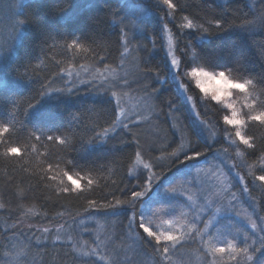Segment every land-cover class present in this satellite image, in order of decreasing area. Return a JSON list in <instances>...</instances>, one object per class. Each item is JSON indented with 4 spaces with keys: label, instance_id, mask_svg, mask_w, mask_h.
Here are the masks:
<instances>
[{
    "label": "rangeland",
    "instance_id": "374dc122",
    "mask_svg": "<svg viewBox=\"0 0 264 264\" xmlns=\"http://www.w3.org/2000/svg\"><path fill=\"white\" fill-rule=\"evenodd\" d=\"M28 1L30 0H24V4ZM254 1L260 3V0ZM130 3L143 7L144 24L135 32L125 29L129 33L130 41L127 51L123 46L119 65L112 69L107 68L108 72H105V75L108 76V80L104 82V87L98 88V80L94 83H80L81 80H91L97 71L95 69L81 68L69 72L76 82L74 90H85L92 99L108 97L114 104L119 98L120 107L125 110L126 115L120 116V107L115 105L117 119L109 137L113 136V132H124L133 135V139H139L140 157H136L130 170V177L137 182L136 177L145 171L144 163L150 162V158L163 157L159 160L160 166L155 167L153 171L157 177L162 178L164 187L154 188L148 197L143 198L149 201L148 204L138 202L135 205L136 220L134 221H131L130 211L118 216L92 211L82 216L64 215L55 220L40 219L35 213L32 214L33 212L23 214L13 224L12 237L6 247L9 257L4 258V261L11 260L13 264H43L42 255L49 251V257H53L54 264H60L61 261L63 264H89L96 258L89 257L85 253L90 252L99 243L100 252L105 255L103 264H111L116 253L120 254L122 264L129 262L131 264H236L228 252L217 253L213 257L208 251L209 247H226L229 242H235L238 247H242L238 240H233L239 230L248 233L252 239L257 235L264 236V232L260 231V228L264 227V209H261V206H264V197L259 193L260 182L255 181L252 184V174L260 173L264 160L249 164L244 155H238L237 151L223 140L215 142L216 134L223 124L221 119L218 121L211 114L210 103L217 102L205 97L198 89H194V84L183 77L180 79L187 88L179 90L176 81L170 75L171 57L166 55L168 36H172L174 45H179L180 42L169 25L170 17L165 20L170 31H162L161 20L165 14L149 7L153 0H130ZM18 18L15 0H0V44L11 43L13 27ZM18 45L19 43L16 46ZM175 55L180 58L178 50L175 51ZM1 61L2 59L0 63ZM154 62L158 64L156 70L151 68ZM125 77L131 87L121 88L111 83L112 80L119 83L120 79ZM66 78H68L67 74ZM3 84L4 80L1 79L0 87ZM168 88L174 91L175 102L160 98L165 95ZM112 92L116 93L115 97H112ZM152 93H155V96ZM186 96L192 99L187 100ZM245 101L246 97L243 93L239 91L233 93L232 102L236 104L238 110ZM169 103L175 111L168 108ZM227 112L230 114V110ZM118 121L128 123L129 129L121 128ZM200 121L207 125L202 135L207 137L208 143L214 144V147H207L209 162L205 163L201 158L200 166L193 168L191 162H187L186 166L181 163L183 157L174 160L170 154L178 149L180 143L187 148L189 141H195L194 138L203 144L201 136L197 135L203 127ZM226 126L224 125L231 130V126ZM209 128L212 131H208ZM161 143L165 144L163 148H155ZM242 146L241 144V151H243ZM153 147L156 151H150ZM221 160L224 164H221ZM233 165L234 168L231 167ZM236 173H239V176ZM220 178H226L225 182L222 183ZM245 185L248 188L246 192L243 191ZM169 186L175 187L178 192L184 194L182 198L172 201L175 211L171 214H168L169 205L165 202L171 198L166 192ZM188 197H191V200ZM229 200L233 201V206L227 213H223V208L227 206ZM208 201L212 203L208 204ZM216 208H221L222 214L214 218L212 214ZM142 211L145 213V225L152 227L153 230H169L168 220L174 222V230L179 232L183 229L188 241L184 244V246L187 244L186 249L172 250L165 257L154 252L149 245L142 247L139 243L142 230L138 227ZM198 214L199 222L195 219ZM249 218L258 225L256 230L251 228ZM208 219H214V222L219 221V223L208 230L210 235L201 237L200 232L204 231V223ZM130 221L133 225L131 230ZM45 228L50 230L46 234L41 231ZM189 229H192L190 233Z\"/></svg>",
    "mask_w": 264,
    "mask_h": 264
},
{
    "label": "trees",
    "instance_id": "16d2710c",
    "mask_svg": "<svg viewBox=\"0 0 264 264\" xmlns=\"http://www.w3.org/2000/svg\"><path fill=\"white\" fill-rule=\"evenodd\" d=\"M54 2L55 0H30L25 5H30L29 11L40 8L41 12L49 13L47 23L57 38L58 46L51 51L45 49L42 52L39 29L30 27L26 39L16 46L18 56L11 57V53H7L5 56L11 59H2L0 63V80H4L3 86L0 87V97L5 98L0 102V116H7L11 129L10 133H0L5 139V143H0V264H5L4 258L9 257L6 247L12 237L13 224L23 214L33 212L36 217L48 220H55L64 215L82 216L92 211L109 214L110 209L94 207L90 200H96L99 205L109 202L114 204L117 199L128 201L130 189L139 183L130 177L131 167L137 157L135 153L139 152L133 135L120 132L109 137L106 142H101L99 138V134L104 129L112 127L117 119L115 104L108 97L92 99L85 90L79 89L74 90L71 97L52 101L54 105H59L55 111L63 112L66 118L55 123L42 120L41 124L46 127L48 134L59 138H63L62 134L67 135L70 130L72 136L68 138L72 140V137H75L71 148L65 150V146L59 145L58 142H48L43 137L36 141L32 137L33 132H36V135L40 133L36 131L35 121L29 114L28 102L35 103L34 98L37 97L41 81H53V87H60L61 76L67 79L66 74L71 70L115 68L119 65L123 52L119 29L108 22L109 7L115 9L121 0H68L72 5L69 11L74 13L68 19H60L57 16L53 8ZM173 2L178 3V9L175 19L170 17L168 21L173 33L179 36L180 50L191 41L206 54H219V63L229 62L227 54L230 51L234 55L242 52L247 58V74L256 77L264 73V28L256 26L247 33L226 31L205 40H201L195 34V29H183L182 34L177 32L180 25L186 24L188 20H192L197 26L204 24L205 27L208 26L206 21L214 22L216 18L221 17L229 21V27L232 24H249L260 15L259 2L253 0H173ZM64 6L67 7V4ZM93 17L103 20L98 29H92L86 24V21ZM93 31L102 37L99 41L102 47H95V51L65 49L64 40L68 39L70 33L79 35ZM85 47L88 48L87 43ZM26 57L34 66V83L20 75L23 71L20 65ZM152 64V69H158V64L155 62ZM9 97H14L19 103V109L15 110L14 116L9 111L7 99ZM245 97L246 101L240 106L242 115L248 111L247 104L252 97L257 100V111L264 110L259 107L264 96L258 91L252 92L251 97L246 95ZM160 98L176 101L171 88H168L165 95ZM210 106L211 114L218 121L222 120L223 114H228L221 104L210 103ZM2 123L3 120H0V124ZM245 133L254 136L257 148L264 150V126L258 122H250ZM194 140L197 144L203 145L197 138ZM7 146L20 147L21 152L5 155ZM164 146L165 144L161 143L155 148ZM244 148L245 146H242L243 150ZM202 150L208 152L206 146ZM260 155V151L254 156L244 154L249 164L263 161L259 159ZM65 161L71 163L66 164ZM64 172H68L74 178L75 174L79 173L94 183L89 188L87 181L81 180L80 183L87 189L85 192L64 193L61 191L62 188L71 187ZM260 174L264 173L260 172L257 175ZM259 186V193L264 197V186L261 184ZM261 209H264V206H261ZM186 246L176 250L186 249ZM42 256L43 264H54L53 257H49V251ZM62 262L60 264H63Z\"/></svg>",
    "mask_w": 264,
    "mask_h": 264
},
{
    "label": "snow or ice",
    "instance_id": "6c2138e0",
    "mask_svg": "<svg viewBox=\"0 0 264 264\" xmlns=\"http://www.w3.org/2000/svg\"><path fill=\"white\" fill-rule=\"evenodd\" d=\"M67 4V7L64 5ZM261 12L256 20L250 22L249 24H232L228 26L229 21L227 19L216 18L213 21H206L207 27L204 24L197 26L193 23L192 20H188L186 24H181L177 29V32L182 34L183 29L196 30V35L201 40L210 38L213 35H220L226 31H240V32H249L256 26L264 28V0H260ZM15 7L19 14V18L15 21L13 27V34L11 37V43L0 44V59H11V57L18 56V49L16 45L22 44L26 39V33L30 27H36L40 32V48L41 51H51L58 46V41L55 35H53L50 26L47 23V17L49 13L47 11L41 12L40 8H37L35 11H29L30 5H25L24 0H15ZM46 7V6H42ZM72 7L68 3V0H55L53 8L57 16L60 19H68L74 13L70 12L69 9ZM149 7L155 8L158 12H163L165 16L162 18V31L168 30L167 23L165 22L166 18L171 17L175 19V13L178 9V3H174L173 0H153V3ZM143 7H137L130 3V0H121L118 6L113 9L109 7L108 16L109 23L114 24L119 29V35L122 37L121 43L123 44L125 50L127 51L129 44V33L125 29H131L133 32L140 29L144 24L143 19ZM103 23V20L98 17L89 18L86 21L92 29H98L99 26ZM63 39V37H61ZM102 37L97 32H90L88 34L81 33L77 35L76 33H70L68 39L64 40V47L68 49H78L81 51H88L91 49L95 51V47H102L99 41ZM179 40V36L177 37ZM88 44V48L85 47V44ZM180 51V58L178 59L175 55V51ZM5 53H11V57H6ZM46 54V53H45ZM166 55L170 56L169 67L170 75L173 80L176 81L177 88L179 90H186L187 85L180 79L183 77L189 83L194 84V89H198L204 94L205 97H210L211 100L216 101L218 104H222L225 112L227 113L230 110V114H223L222 121L223 124L220 125V130L216 134L217 138L216 143L223 140L228 144L229 147H232L237 151L238 155H244L245 153L248 156H254L257 154V151L261 152L259 159L264 160V150H259L255 142V138L252 135H246L245 129L250 122H258L259 125L264 126V110L257 111V100L252 97L250 102L247 104L248 111L243 115L241 111L237 109V106L232 102V96L235 91H239L246 96L251 97V93L258 91L261 96H264V73L259 74L256 77L250 76L246 73L247 58L244 53L233 54L231 51L227 54L229 57L228 63H219V54L210 55L206 54L203 50L199 49V46L193 45L191 41L188 44L184 45V49L180 50L178 44L174 45L173 38L171 35L168 36V49ZM102 59V58H101ZM23 71L20 73L21 77L25 80L33 79L35 75L34 66L30 59L25 58L24 62L20 65ZM114 71V70H113ZM105 72H108V69L105 68L103 72L97 70L93 75L91 80L84 81L81 80L80 83H94L97 80L98 88L104 87V82L108 80V76L105 75ZM111 75V73H109ZM67 79L64 76H61L62 86L53 87V81L40 82V88L37 90V97H35V103L32 101L28 102L29 114L35 121L36 131L39 132V135H36V132L32 133V137L36 141H40L41 137L48 142H58L59 145L65 146V150L73 146V141L75 137H72V140L68 136H72L70 130H68L67 135L62 134L63 138H59L55 135L48 134L46 127L42 126L41 121L45 120L49 123H55L57 121H62L66 118L63 112L57 113L55 109L59 105H54L52 101H60L65 97H71L76 88V82L71 78L72 73H67ZM157 74V79H158ZM111 83L116 84V86L121 88H128L132 85L129 83L128 79L121 78L119 83L112 80ZM112 97L116 96L115 92L111 93ZM155 96V93H152ZM5 98L0 97V102H3ZM8 103L10 105L9 111L12 112L13 116L15 110L19 109V103L14 97H9ZM187 100H191V97H187ZM116 107H120L119 98L115 100ZM259 107L264 109V100L260 101ZM168 108L172 111H175L172 104H168ZM255 113V114H253ZM125 110L120 107V116H125ZM74 118V117H73ZM0 120H3V123L0 124V133H10L11 129L8 126L7 116H0ZM119 125L123 129H129V124L123 121H118ZM203 127L197 135L201 136L203 140V145L197 144L195 141H189L188 147L185 148L183 143L179 144L177 150L171 152V157L174 160H178L181 157L182 164L187 165V162L192 163L193 168H198L199 161L203 158L205 163L209 162V153L202 150L203 147L212 148L214 144H209L207 137L203 136L202 133L204 128L207 125L203 121L199 122ZM224 125L231 126V130L225 128ZM106 128L99 138L101 142H106L109 138L112 128ZM208 131H212L210 128ZM116 135L118 133H112ZM11 137L9 136L8 139ZM136 148H140L139 139H134ZM174 143L176 141H173ZM0 143H5V139L0 136ZM245 146L244 150H240V145ZM150 151H156L153 147ZM226 151V150H225ZM21 152L20 147L16 146H7L5 155L8 154H18ZM135 155L137 158L140 157V152H136ZM215 155V153H213ZM159 158H150V162L143 164V169L136 179L138 181H143V183H137L128 195L130 199L128 201L115 200V203L109 202L108 204L99 205L96 200H90L91 205L97 208L110 209L111 216H118L123 213L131 212L132 217L131 221L136 220L135 205L138 202L148 204L149 201L144 200L143 198L148 197L149 193L153 192L156 187H164L162 183V178L157 177L156 173L153 171L155 167H159ZM66 164L71 163V161H65ZM221 164H224V161L221 160ZM227 167V165H225ZM75 167V165H73ZM234 168L235 166H231ZM83 170V169H82ZM260 172L264 173V166L260 168ZM67 180L70 181L71 187H64L61 189L64 193L76 192L77 194H82L87 189L80 183L81 180H86L87 185L90 188L94 181L88 179L87 176H80L79 173L70 175L68 172L63 173ZM239 176V173H236ZM253 175V182L259 181L261 186H264V174ZM55 179V177H53ZM221 182L224 183L226 178H220ZM140 189V190H137ZM243 191H248L247 185L244 186ZM166 192L170 194V199L165 201L169 205V213L175 211V205L172 203L173 200H178L183 197V192H178L175 187L169 186L166 189ZM191 200V197H188ZM233 199H235L233 195ZM211 204V201L207 202ZM124 205H127L126 207ZM233 206V201L229 200L227 206L223 208V213H227L228 209ZM222 214L221 208H216L215 212L212 214L215 218ZM237 215H239L237 213ZM199 222L200 216L195 218ZM145 213L142 211L139 216L138 227L142 230V233L139 238V243L143 247L144 245H149L154 252L160 253L163 256H167L170 251L176 250L179 247H183L187 243L186 233L183 229H180L179 232L174 230L175 224L172 220H168L169 230L159 231L153 230L152 227L146 226L144 223ZM129 223V229L133 228L132 222ZM250 226L253 230H256L258 225L255 222H251L249 218ZM219 221L214 219H208L204 223V231L200 232L201 237L205 235H210L208 232L209 229L213 228L215 224H218ZM42 233L46 234L50 230L45 228L41 230ZM192 229H189V233ZM261 232H264V227L260 228ZM234 241H239L243 246L238 247L237 243L229 242L226 247H209L208 251L212 254L213 257L217 253L228 252L230 258L233 261H236V264H264V236L257 235L255 239H252L248 233L243 230L237 231L236 235L233 237ZM136 241H133L135 243ZM71 245V241H69ZM89 257H95V260L89 262V264H103L105 261V255L100 252V244L97 243L96 247L93 248L90 252L85 253ZM5 264H13L11 260L6 261ZM111 264H122L120 259V254L116 253L113 257ZM131 264V262H129Z\"/></svg>",
    "mask_w": 264,
    "mask_h": 264
}]
</instances>
